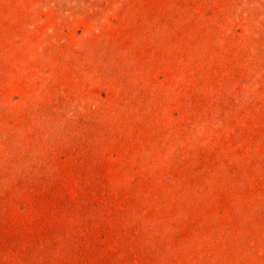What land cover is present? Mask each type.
<instances>
[{"label": "rangeland", "instance_id": "1", "mask_svg": "<svg viewBox=\"0 0 264 264\" xmlns=\"http://www.w3.org/2000/svg\"><path fill=\"white\" fill-rule=\"evenodd\" d=\"M0 264H264V0H0Z\"/></svg>", "mask_w": 264, "mask_h": 264}]
</instances>
